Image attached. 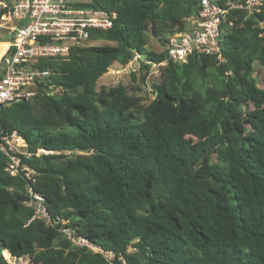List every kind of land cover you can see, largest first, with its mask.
<instances>
[{
  "label": "trees",
  "instance_id": "1",
  "mask_svg": "<svg viewBox=\"0 0 264 264\" xmlns=\"http://www.w3.org/2000/svg\"><path fill=\"white\" fill-rule=\"evenodd\" d=\"M89 7L114 19L88 42L112 45L86 42L65 60L39 62L60 92L47 96L41 84L32 100L0 106V138L24 139L30 156L18 157L32 172L11 176L0 153V264L3 252L14 263L264 264V88L253 77L255 63L264 68V13L230 10L223 62L197 54L168 62L144 104L139 85L97 89V81L138 57L139 84L148 85L169 36L190 29L194 1ZM150 37L162 52L147 50ZM33 195L49 224L33 218Z\"/></svg>",
  "mask_w": 264,
  "mask_h": 264
},
{
  "label": "built area",
  "instance_id": "2",
  "mask_svg": "<svg viewBox=\"0 0 264 264\" xmlns=\"http://www.w3.org/2000/svg\"><path fill=\"white\" fill-rule=\"evenodd\" d=\"M192 1L196 13L186 20L191 28L169 36L164 47L165 60L152 64L150 70L159 73V67H164L168 62L184 64L193 54L214 56L217 61L223 62L221 27L227 23L229 11L243 9L249 15L264 13V0ZM93 3L94 0L0 2V31L10 37L8 47L0 58V106L32 100L37 94V86L41 84L46 86L43 92L47 96L60 92L59 88L49 86L51 71L41 69L39 62L65 60L72 47L89 41L92 30L105 31L113 26L114 16L89 7ZM259 25L264 28V21ZM118 66L116 72L136 74L139 72L138 57L124 66ZM42 152L38 151L36 156ZM0 153L8 157L6 171L11 176L22 174L31 179L32 172L21 165L18 157L21 155L27 158L30 154L27 153L24 139L16 132L0 138ZM30 205L34 211L33 218L50 223V217L38 196H32ZM63 233L75 245H84L83 241L73 239L68 230ZM91 249L102 254L108 261L112 260V254L97 248Z\"/></svg>",
  "mask_w": 264,
  "mask_h": 264
},
{
  "label": "rangeland",
  "instance_id": "3",
  "mask_svg": "<svg viewBox=\"0 0 264 264\" xmlns=\"http://www.w3.org/2000/svg\"><path fill=\"white\" fill-rule=\"evenodd\" d=\"M188 25H189V23H187V26ZM9 38H10L9 35L5 34L3 31H0V44L1 43H9ZM86 45L105 46V45H112V44L107 42V41H104V40H94V41H90V42L86 43ZM147 50L153 51L155 53H160L163 51V46L155 38L150 37L149 44L147 46ZM111 69H114V71H111ZM111 69L107 74L103 75L97 81V89H100L102 87L106 88V89H110V88L117 86L118 84H122L126 87H131L132 85L133 86L139 85L141 91L138 92V96L141 97L142 99H144L143 103L147 104L151 100L152 94H151V90H150L149 85L152 81L157 80V77L159 74L157 71L150 70L148 72V76H147L148 77L147 78V84L148 85L142 86V84H139V81H138V74L140 71L138 73H136V75H135L136 83H132L130 74L124 73L122 71H117V72L115 71V70H119L118 65H113ZM253 77L256 80L257 87L260 89L264 88V68L258 66L257 63H255V65H254ZM189 140L194 141V139L191 137H189ZM212 161L213 162L216 161L215 157L212 158ZM2 256L7 261L8 264H36L32 259H29L27 257H24V258L20 259L19 261H17L16 263H14V262H12L10 256L5 255V252L2 253Z\"/></svg>",
  "mask_w": 264,
  "mask_h": 264
},
{
  "label": "bare ground",
  "instance_id": "4",
  "mask_svg": "<svg viewBox=\"0 0 264 264\" xmlns=\"http://www.w3.org/2000/svg\"><path fill=\"white\" fill-rule=\"evenodd\" d=\"M8 44H0V57L3 56L4 52L6 51Z\"/></svg>",
  "mask_w": 264,
  "mask_h": 264
},
{
  "label": "crops",
  "instance_id": "5",
  "mask_svg": "<svg viewBox=\"0 0 264 264\" xmlns=\"http://www.w3.org/2000/svg\"><path fill=\"white\" fill-rule=\"evenodd\" d=\"M191 28V27H190ZM1 44H7V43H1Z\"/></svg>",
  "mask_w": 264,
  "mask_h": 264
}]
</instances>
